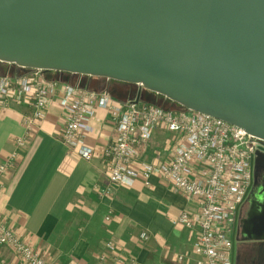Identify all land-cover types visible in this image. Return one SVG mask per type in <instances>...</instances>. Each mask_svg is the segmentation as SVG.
Listing matches in <instances>:
<instances>
[{"label": "water", "instance_id": "1", "mask_svg": "<svg viewBox=\"0 0 264 264\" xmlns=\"http://www.w3.org/2000/svg\"><path fill=\"white\" fill-rule=\"evenodd\" d=\"M0 61L138 84L264 140V0H0Z\"/></svg>", "mask_w": 264, "mask_h": 264}, {"label": "crops", "instance_id": "2", "mask_svg": "<svg viewBox=\"0 0 264 264\" xmlns=\"http://www.w3.org/2000/svg\"><path fill=\"white\" fill-rule=\"evenodd\" d=\"M10 75L23 71L6 63ZM3 74V73H1ZM47 79L68 80L45 74ZM97 78H78L73 84L95 83ZM71 83V82H70ZM123 101L134 97L124 94ZM30 100L15 98L0 108V162L16 153L13 166L0 173V218L50 264H116L104 246L110 240L116 251L134 257L140 264H194L192 244L198 228H186L175 217L186 210L198 217V202L154 173L148 185L142 179L132 187L108 185L110 158L102 148L113 141L114 125L109 114L97 109L89 120L93 129L83 133L93 150L86 160L61 142L65 111L51 98L42 118L23 146L15 139L24 134L22 116L30 111ZM181 141L178 133L158 124L146 143L137 145V163L163 161ZM109 214V219H106ZM146 232L147 239L140 234ZM106 254L104 260L98 259ZM178 255L184 257L178 260ZM0 257L6 264H26L7 247Z\"/></svg>", "mask_w": 264, "mask_h": 264}, {"label": "built area", "instance_id": "3", "mask_svg": "<svg viewBox=\"0 0 264 264\" xmlns=\"http://www.w3.org/2000/svg\"><path fill=\"white\" fill-rule=\"evenodd\" d=\"M20 68L23 71L18 74H0V108L9 107L15 98L30 100V111L22 116L24 134L15 139L17 146L25 144L50 99L56 97L66 113L61 142L89 160L94 150L82 141L83 133L92 131L89 120L97 109L106 111L115 128L113 141L101 150L110 158L108 185L103 193L111 192L112 184L132 187L138 179L148 185L149 177L157 173L198 202L197 221L186 210L175 217L176 223L186 228L197 225L198 233L192 244L194 264H233L236 218L251 183L254 160L258 151L264 150L263 139L198 111L165 109L138 96L120 101L105 89L47 79L45 70L40 68ZM158 124L178 133L181 141L168 159L138 164L137 145L146 143ZM15 156L12 152L0 162V173L13 166ZM140 238L147 239L148 234L142 232ZM104 246L111 252L114 263L140 264L134 257L119 254L112 241H106ZM4 247L19 254L26 264H50L0 218V252ZM105 258L106 254H101L98 259ZM177 259L184 257L178 255ZM0 264H6L1 257Z\"/></svg>", "mask_w": 264, "mask_h": 264}, {"label": "flooded vegetation", "instance_id": "4", "mask_svg": "<svg viewBox=\"0 0 264 264\" xmlns=\"http://www.w3.org/2000/svg\"><path fill=\"white\" fill-rule=\"evenodd\" d=\"M131 92L130 87L123 91ZM252 173L236 218L233 264H264V150L258 151Z\"/></svg>", "mask_w": 264, "mask_h": 264}, {"label": "rangeland", "instance_id": "5", "mask_svg": "<svg viewBox=\"0 0 264 264\" xmlns=\"http://www.w3.org/2000/svg\"><path fill=\"white\" fill-rule=\"evenodd\" d=\"M6 64L5 62H1L0 61V74L1 73H5L4 70V65ZM45 74L50 75V76H55V77H59L62 79H67L70 82L73 81V83H75L77 81L78 78H92L94 76H88V75H81V74H75V73H70V72H66V71H59V70H45ZM107 80V79H106ZM118 81V80H117ZM114 79H109V92L114 95L117 96V98H123L124 93L123 91H118L116 88V85L119 87H121V85H125L124 83H119ZM121 82V81H120ZM128 84V82H126V85ZM131 90L134 92H139V99L151 104H155L157 106L163 107L165 109H183V107L181 105H179L178 103L171 101L168 98H165V96L149 91L147 89H145L144 87H140L138 86V84H130L129 85ZM140 89V90H139Z\"/></svg>", "mask_w": 264, "mask_h": 264}, {"label": "trees", "instance_id": "6", "mask_svg": "<svg viewBox=\"0 0 264 264\" xmlns=\"http://www.w3.org/2000/svg\"><path fill=\"white\" fill-rule=\"evenodd\" d=\"M76 74V73H75ZM77 75V74H76ZM90 78V77H89ZM92 78H97L98 79V81L97 82H95V83H90V82H88V83H86V85L88 86V87H91V88H93V89H97V90H107L108 92H109V86H110V84H109V79H107L106 80V78H104V76L103 77H92ZM67 80V79H66ZM69 81V80H68ZM117 81V80H116ZM117 82H119V83H124L125 85H121V87H119V85L117 86L116 85V88H117V90L120 92V91H124L126 88H128V87H130L129 85L131 84V83H128L127 85H126V82H123V81H117ZM71 83H73V81L71 82ZM110 93V92H109ZM111 94V93H110ZM112 95V94H111ZM130 95H133V96H137V92H134V91H132L131 92V94ZM180 105V104H179ZM183 107V106H182ZM183 108H185V107H183Z\"/></svg>", "mask_w": 264, "mask_h": 264}]
</instances>
